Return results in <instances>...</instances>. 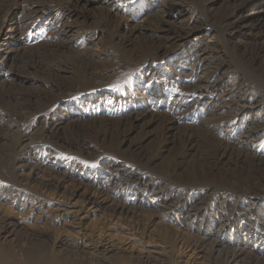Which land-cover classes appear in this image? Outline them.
I'll return each instance as SVG.
<instances>
[{"label": "rangeland", "instance_id": "1", "mask_svg": "<svg viewBox=\"0 0 264 264\" xmlns=\"http://www.w3.org/2000/svg\"><path fill=\"white\" fill-rule=\"evenodd\" d=\"M162 1L0 0V264H225L231 244L222 241L211 255L194 251L191 243L172 235L173 231L186 232L177 221V211L156 214L144 203L151 200L148 192L140 196L144 204L138 208L130 204L138 219L109 210L123 193L129 197L130 189L136 188L130 170L153 179L171 180L173 176L162 162L152 169L137 164L126 144L113 150L114 144L97 135V122L146 109L151 101L160 120L176 115L178 128L189 125L198 132L201 127L212 132L214 138L208 139L215 147L224 130L231 132L230 122L223 119L222 129L215 127L214 120L202 125L210 110L206 100L197 101L180 89L196 76L206 77V61L198 68L194 61L197 55L213 51L217 52L216 62L230 59L236 64L214 94L241 84H250L253 91L264 90L254 79L258 67L245 69L237 61V43L247 37H222L214 29L210 14L224 13L231 0L214 4L176 0L179 7L163 12V19L169 27L186 23L197 32L167 63L147 61L139 67L129 66V59L143 62L151 47L141 37L133 38L128 46L126 26L151 27L163 8ZM262 3L254 9L263 10L264 0ZM70 6L73 8L68 10ZM248 13L246 10L245 15ZM66 21L82 28V33L61 42L57 32ZM82 47L89 50L91 74L104 86L100 92L71 87L81 73L69 62L70 52ZM57 115L62 117L60 133L67 142L43 146L42 130ZM242 133L237 129L230 139L248 147L251 143H244ZM140 137L136 131L132 140ZM160 140L159 129L152 130L144 149L155 150ZM252 147L261 149L264 157V141H254ZM112 166L118 170L115 178L125 181L116 199L105 198L96 190L107 177L116 175L108 174L107 167ZM63 170L68 175H62ZM259 173L264 175V170ZM244 183L254 185L250 180ZM87 197L102 201V208H90L84 201ZM258 203L264 215V197ZM212 204L209 200L203 207L201 218L209 217ZM239 215L235 210L229 217ZM257 220L253 226L264 227V216ZM260 242L264 249V239ZM256 255L251 261L240 258L238 264H264V255Z\"/></svg>", "mask_w": 264, "mask_h": 264}, {"label": "bare ground", "instance_id": "2", "mask_svg": "<svg viewBox=\"0 0 264 264\" xmlns=\"http://www.w3.org/2000/svg\"><path fill=\"white\" fill-rule=\"evenodd\" d=\"M207 1L214 4L219 0ZM262 1L231 0L226 4L224 13L217 15L220 11L218 13L216 11L210 14L214 29L222 37L232 35L247 37V40L237 43L239 48L237 61L245 69L258 67L257 78L254 79L258 81L256 83L259 88L264 87V16L260 17L264 14V9L256 11L254 8L263 4ZM161 3L163 8L156 14L151 27H142L137 23L126 26L125 36L128 46H132L133 38L141 37L151 47V50L144 54L143 62L129 59L127 62L129 66L139 67L147 61L157 65L167 63L170 57L175 56L180 50L178 48L182 47V44L197 32L186 23L174 28L169 27L162 13L179 7V5L176 0L168 2L163 0ZM70 8L73 7L70 6L68 10ZM246 10H249L247 15H245ZM249 17L252 20L246 23ZM81 29L66 21L58 29L57 35L60 36L58 40L69 42L71 38L81 35ZM143 30L148 32L144 33ZM216 53L215 51L207 53L205 56L209 59L204 56V53L197 55L194 66L198 68L205 60L208 67L206 77L196 76L192 82L180 87L191 98L194 97L197 101L206 100V105L210 110L208 116L203 119L202 125L214 120L215 127L222 129L225 123V121L222 122L223 119L230 122L227 125L231 132L224 130L222 134L223 132L217 131L222 134V137L216 138L215 147L208 139L214 138L212 132L202 127L198 132L189 125L178 128V116L176 115L160 120L151 101L146 109L97 122L96 133L105 142L114 144L115 146H111L113 150L126 144L128 150H132L135 159L133 161L136 163L151 169L153 164L164 163L166 172L173 176L171 180H165L159 176L153 179L130 170L129 173L135 181L136 188L130 189L129 197L123 193V197L110 205L109 210L112 214L123 218L138 219L130 207L138 208L144 203L151 206L156 214L170 212L174 209L178 214L177 221L186 231H173L174 238L191 243L194 251L204 253V255L215 253L221 242L227 241L233 247L231 252L226 253L224 263L238 264L240 258L251 261V259H256V253L264 255V249L259 246L260 239H264V227L255 228L253 226L260 216H264L257 206L259 200L264 197V175L259 173L264 170V157L261 149L252 147L254 141H264V90L263 92L253 91L249 88L250 84L249 87H243L241 84L240 86L230 85L223 93L214 94L222 85V81L236 67L230 59L216 62L214 60ZM70 54H72V59H69V62L81 73L80 76H76L71 87L81 92L91 89L100 92L104 89L101 83L96 82L98 79L96 74H91L89 70L91 56L88 48H74ZM81 66L82 69H80ZM244 75L247 74L244 73ZM55 77L57 78V74ZM53 87L56 89V86ZM148 93L150 94V91ZM54 102L55 100L51 101L50 105ZM250 115H253L255 119L250 120ZM61 120V115H57L45 125L41 133L43 146L46 144L59 146V142H67L66 136L60 133ZM155 129L161 132L159 144L153 151L144 149L145 142ZM237 129L243 131L239 136L245 139L244 143H251V145L244 147L243 143L240 145L237 141L230 139V133ZM136 131L140 132L141 137L133 141L132 135ZM112 167H107L110 170L108 174L114 172L116 175L107 177L104 184L96 190L105 198L113 199L114 197L116 199L119 196V186L125 181L122 178H115L118 170ZM61 174L66 176L68 171L63 170ZM245 180L253 181L254 185H246ZM90 184L93 186V181ZM146 192L150 193L151 200L143 203L140 196L145 195ZM209 200L213 202L210 215L207 218L202 215L203 218H201L202 209ZM84 201L95 210L102 208V201L91 197L85 198ZM235 210L240 212V215L230 218V214H233Z\"/></svg>", "mask_w": 264, "mask_h": 264}]
</instances>
